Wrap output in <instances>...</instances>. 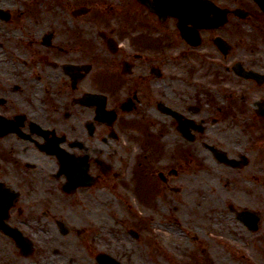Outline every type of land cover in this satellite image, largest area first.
Returning a JSON list of instances; mask_svg holds the SVG:
<instances>
[{"label":"rangeland","instance_id":"374dc122","mask_svg":"<svg viewBox=\"0 0 264 264\" xmlns=\"http://www.w3.org/2000/svg\"><path fill=\"white\" fill-rule=\"evenodd\" d=\"M214 1L221 6L240 5L248 10L244 7L248 0ZM120 2L0 0V9L10 16L7 22L0 20V62L11 73L8 83L27 82L29 78L30 83L23 86L19 97L30 105H43L47 121L48 116L50 120H63L64 110L59 114L57 107L69 105L71 96L79 94H71L65 88L60 91L58 72L50 68L41 74L39 83H34L33 74L22 65L26 55L28 58V53L42 52L44 48L38 43L51 34L53 43L65 50L76 49L73 57L85 59L92 53L99 57L104 50L97 42L110 21L109 7H118ZM78 9L88 12L73 15ZM254 16L256 19L251 20L230 18L221 33L234 42V60L264 72L263 18L260 13ZM143 17V25L137 29L138 38L150 35L158 47L147 53L149 58L164 60L165 78L151 86L153 99L160 98L154 90H163L168 102L180 105L176 102L180 98L200 107L201 113L195 118L205 120L206 144L243 156L247 164L238 169L218 166L208 152L195 146L192 149L202 151L204 156L196 155L199 162L181 168L170 179V188H166L157 179V173L170 168L169 146L179 137L159 140L158 159L151 154L153 147L146 146V137L138 134V150L135 143L124 141L122 152L113 158L112 169L118 173L117 178L101 180L70 197L61 193L58 183L34 180L23 187L17 207L30 218L19 219L13 212L7 223L31 241L33 250L22 256L13 241L0 232V264H97L98 253L110 255L121 264H264V215L259 212L264 200V120L254 113L255 101L264 98V87H253L252 101L244 94L249 84L237 81L231 74H219L223 79L215 81L216 62L204 55L214 54L207 39L189 54L178 39L170 50V41L164 37L173 23L161 28L153 19H146L144 14ZM181 51L187 57L180 56ZM176 53L175 58H170ZM16 54L19 62L14 60ZM46 54L52 59L48 51ZM0 78L5 76L0 74ZM220 93L232 97L222 98ZM16 106L22 110V105ZM150 110L146 109L147 115ZM83 113L89 112L80 111L79 118H86ZM249 176L258 180H250ZM245 208L261 214L263 220L260 225L257 217L255 232L236 217ZM54 219H61L67 228L66 235H61Z\"/></svg>","mask_w":264,"mask_h":264},{"label":"flooded vegetation","instance_id":"af4514ba","mask_svg":"<svg viewBox=\"0 0 264 264\" xmlns=\"http://www.w3.org/2000/svg\"><path fill=\"white\" fill-rule=\"evenodd\" d=\"M247 2L244 7H248V10L240 5L229 8L231 11L241 9V12L246 13L244 18L251 20L255 17V13L261 11L252 0ZM109 9L110 21L106 23L104 37H99L97 42L102 46L104 54L97 57L92 53L88 58L79 59L72 56L76 49L65 50L57 43H53L52 35L47 37L45 35L38 43L44 50L28 53V58L26 55L22 62L28 73L33 74L31 80L34 83H39L41 74L50 68L58 72L60 91L65 88L71 94H79L71 96L69 105L57 107L59 114L64 110L63 120L59 117L50 120L48 116L47 121V113L42 108L43 105H30L24 98L19 97L23 92V86L30 83V79H26L29 80L27 82L9 84L8 77L11 76V73H8L9 68L4 62H0V69L4 70V73L0 70V74L5 76V79L0 78V183L18 193V199L15 200L10 215L14 212L19 219L30 218L22 208L17 207V204L21 197L20 190L32 184L34 180H40L42 184L46 181L58 183L61 193L68 197L79 189L91 187L90 185L72 187L68 184V176L62 170L67 167L68 162L71 163L74 171L78 169L79 163L85 166L87 178L93 181L92 186L106 178H117L118 173L112 169L113 158L117 153L122 152L124 141L135 143L138 150V134L146 137L144 138L146 146L153 147L151 154L157 155L158 159L161 154L159 140L171 141L174 136L179 137V140L175 139L169 146L170 168H167L166 172L157 173V179L166 188H170V179L176 177L177 173L182 171L181 168L195 163L196 155H203L200 154L202 151L192 149L195 146L208 152L212 161L218 166L220 164L231 168L217 161L216 151L213 148L221 150L218 146L206 144L205 120L195 118L201 113L200 107L191 106L188 101L183 102L180 98L176 99L177 104L180 105L168 102L163 96V90H154L160 98L153 99L152 87L165 78L162 70L164 60L157 62L149 58L150 54L147 53H153L156 44L150 41L148 36L138 38L137 29L138 25L139 27L143 25L141 21V18H144L143 14L146 19H153L156 23L158 19L135 0H121L118 7L110 6ZM233 13L229 16L237 19L238 17ZM262 18L264 25V15ZM170 22L173 26L169 27L164 37L168 42L170 41L169 49L171 50L174 40L178 39L187 49V54L196 50L180 38L174 19H167L161 24V28L171 24ZM113 23L118 25L115 26ZM227 25L228 23L217 30L200 31L199 47L207 39V43H210L214 49V54L204 55L215 61L213 65L217 67L216 70L221 71L220 73L213 71L216 76L215 81L219 78H221L219 81L223 79L219 74H231L237 81L249 84L245 87L246 92L243 91L247 94V99L253 101L255 100L253 87H264V72L254 70L238 59L234 60L232 57L234 42L226 39L221 33ZM216 37L226 41L228 46L226 45L225 52L215 46ZM46 51L50 53L52 59L48 58ZM187 54L181 51L180 56L187 57ZM177 55V53L170 55V58H175ZM63 57H66V60ZM237 64L239 69L242 67L245 70L255 71L261 76L257 80L239 76L234 71ZM85 93H99L105 97L104 117H98V105H81L78 102ZM170 95L174 98L173 94ZM226 96L232 97L231 94H219L222 98ZM142 99L145 105H142ZM50 101H47L48 104ZM161 103L164 105H160ZM255 103L256 105L264 103V98ZM16 105H22V110ZM165 107L176 112L179 121L167 114ZM51 108L55 109L54 112L57 111L54 105ZM146 109H151L150 115H147ZM80 111L89 113H83L86 118L81 119L78 116ZM179 122L184 123L183 133L179 130ZM161 145L164 146V141ZM55 147L63 150L64 157L51 152ZM225 152L227 156L237 160V166L232 169L240 168L246 161L243 156ZM248 179L252 180V177L249 176ZM54 220L62 222L61 219ZM261 222L262 219L260 225Z\"/></svg>","mask_w":264,"mask_h":264},{"label":"water","instance_id":"95a60500","mask_svg":"<svg viewBox=\"0 0 264 264\" xmlns=\"http://www.w3.org/2000/svg\"><path fill=\"white\" fill-rule=\"evenodd\" d=\"M144 3L148 8L158 14L162 19L166 16H173L178 19V29L180 30L183 37H186L187 25L191 24L196 31L191 34V37L195 39L197 37V29L204 27H215L218 24L224 22V12H221L213 4L206 0H153L147 2V0H139ZM262 10L264 11V0H256ZM1 15V13H0ZM194 45L198 44V40L193 41ZM246 77L249 75H245ZM98 95H85L82 99V104H95L98 103ZM264 105L258 112L264 115ZM60 154V152H59ZM64 157V156H63ZM226 163L231 164V161L224 159ZM65 171L69 177V183L73 186L79 184H85L87 182L85 171L78 169L79 171L74 172V168L71 163L68 162ZM14 197L9 194V191L2 187L0 184V231L12 238L16 243V246L20 249L21 254L27 255L30 250L29 242L22 236V234L8 225L5 224L4 220L7 218V211L10 207V200ZM241 219L249 226V228H255L256 218L250 215H243ZM98 261L100 264H118L114 260L106 257L99 256Z\"/></svg>","mask_w":264,"mask_h":264},{"label":"bare ground","instance_id":"6f19581e","mask_svg":"<svg viewBox=\"0 0 264 264\" xmlns=\"http://www.w3.org/2000/svg\"><path fill=\"white\" fill-rule=\"evenodd\" d=\"M15 36V35H14ZM16 61L19 59V56H18V54H16V58H14ZM252 179L254 180V181H257L258 179H257V177L256 176H253L252 177ZM102 196H104L103 194H101ZM261 211H259L262 215H264V200H263V202L261 203ZM262 227H263V230H264V221H263V223H262ZM262 264V263H261Z\"/></svg>","mask_w":264,"mask_h":264}]
</instances>
